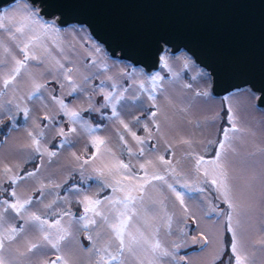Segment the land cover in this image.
Listing matches in <instances>:
<instances>
[{
  "label": "rangeland",
  "instance_id": "374dc122",
  "mask_svg": "<svg viewBox=\"0 0 264 264\" xmlns=\"http://www.w3.org/2000/svg\"><path fill=\"white\" fill-rule=\"evenodd\" d=\"M25 6L32 10L38 8L28 0H13L1 6L0 12H18ZM39 16L45 22L54 19L41 14ZM56 27L60 29L57 43L63 51L51 41H46L51 56L45 55L41 61H29L15 84L9 85L0 97V101L5 102V108L0 110V202H14L16 197L10 195L14 190L20 199H32V203L27 206L28 213L36 212L50 222L62 219L65 226L71 222V235L62 242L60 252L49 248L38 254L34 253L27 258L31 264L55 260L57 256H63L68 264H95L96 255L88 250L93 247V241L99 247L108 239L107 229L99 240L96 238V233L100 230L99 217H96L97 225L90 226L87 230L81 227L82 221L77 223L84 212L83 204L78 201L83 200L84 195L103 200L112 194L110 188L100 190V182L93 172L94 168L110 162L112 157L105 154L95 160L89 159L96 151L90 145L93 136L103 138L105 146L111 149L115 157L130 163L139 175H143L139 165L147 164L148 160H152L156 168L163 171V166L157 160L158 156L163 155L181 174V183H196L203 173L195 171V157L203 156L206 160L215 158L219 141L224 138V129L231 128L229 109L236 118L237 126L243 130L234 134L236 138L232 141V147L235 151H228L225 166L237 201L247 209L246 215L241 218L244 251L251 257L250 264H264V247L257 243L264 240V108L256 103V92L248 86H242L222 95L213 94L207 88L210 80L207 70L193 63L183 49L172 52L168 47L164 48L159 66L146 71L128 60L106 54L102 44L94 37H89L87 28L82 24L56 23ZM0 41L10 49L8 55L0 49V59L5 61L0 66V74H4L13 66V57L23 59V55L15 42L9 40L8 32L0 30ZM96 48L100 51L97 52ZM34 51L40 55L42 49L36 48ZM52 57L60 60L65 69H72L69 75L82 91L68 94L71 85L65 80L64 72L57 69ZM152 76L159 77L155 91H152L149 79ZM84 77L88 79L85 81ZM141 81L145 83L147 90L139 88ZM33 82L44 84L45 87L41 89L39 97L28 99ZM113 84L116 85L114 95L123 93L125 97L116 105L119 118L112 117L110 105L102 106L105 104L103 92L112 91ZM150 93L154 99L149 98ZM53 96L63 99L69 110L80 112L82 120L93 128L91 135L63 115L59 105L52 99ZM9 100L12 104L6 103ZM15 104L26 107L28 115L17 111ZM153 112L156 113L155 123L151 120ZM45 116L51 119L46 120ZM120 120L142 138L151 134V139H147L143 145L144 157L129 156L127 149L121 152L118 132L124 135L127 148H131L134 153L141 146L130 133L124 131ZM145 124L148 125L149 132L144 131ZM72 127L76 128V132L69 133L68 129ZM60 128L67 133L70 144L63 143L64 137L57 135ZM41 130L44 133L40 138L42 151L47 148L56 153L51 158L27 147L31 144L28 133L35 134ZM73 153L81 159L77 160ZM85 159H89V163L84 165L82 176L79 166ZM5 167L11 169L7 174L3 171ZM148 170L152 171L151 166ZM29 172L34 175L28 176ZM15 175L24 178L12 184L8 177ZM55 185L60 187H54ZM74 185L79 192L73 190ZM201 186L205 188L203 193L185 195V205L190 210L186 218L175 196L164 190L163 195L168 197L167 210L174 214V223L171 235H166L162 229L160 238L169 248L173 241L182 242V246L175 252L179 264H213V257L216 255L221 258L215 264H229L230 258L234 260L227 245L228 238L231 242V236L224 233L223 247L226 251L220 254L217 250L221 247V226L216 223L215 213L209 211L210 207L215 206L218 211L226 212L227 205L212 186ZM177 188L184 191L178 185ZM52 201H56L55 204L46 209L44 205ZM2 207L0 204V208ZM61 211L70 212L71 215L61 217ZM6 219V227L9 224L20 226L24 223L10 210L6 213ZM181 227L186 235L179 232ZM202 233L208 237L207 244L201 242ZM89 235L93 240L87 239ZM38 236L39 233L28 227L14 243L8 245L6 242V246L14 254L17 249L24 250L26 241L34 242ZM193 238H196L195 242ZM162 264L173 262L170 258H164Z\"/></svg>",
  "mask_w": 264,
  "mask_h": 264
},
{
  "label": "snow or ice",
  "instance_id": "6c2138e0",
  "mask_svg": "<svg viewBox=\"0 0 264 264\" xmlns=\"http://www.w3.org/2000/svg\"><path fill=\"white\" fill-rule=\"evenodd\" d=\"M39 13V8L32 10L27 8V6L18 12H0V30L8 32L9 40L15 42L16 47L23 55V59H15L13 57L11 69L7 73L0 74V84H2L0 97L4 95V90L9 85L15 84L21 71L26 70L29 61H41L43 56H51L46 41H51L54 46L63 51L57 43L60 36V29L56 27L57 20L53 19L50 22H45L40 18ZM36 48L42 49L40 55L35 53L34 50ZM0 49L3 50L5 55L10 54V49L3 41H0ZM96 51L99 52L100 49L96 48ZM52 59L55 61L57 69L64 72L65 80L71 85V90L68 94L72 95L73 93L82 91L79 85L72 80L71 75H69L72 69H65L60 60L55 57H52ZM4 63L5 61L0 59V66H3ZM104 67L106 68L107 66L105 65ZM87 79L88 77H84L85 81ZM149 79L152 91H155L159 77L152 76ZM44 87V84L33 82V88L28 94V99L39 97L41 89ZM139 88L147 90L143 81L139 83ZM115 90V84L112 85V91L103 92V89L101 90L105 101V104L102 106L110 105L112 107V117L119 118L116 105L124 100L125 97L123 93L114 95ZM198 95H206V93H198ZM149 98L154 99V96L150 93ZM52 99L59 105L60 111L64 116L68 117L71 123L79 124L81 128L91 135L93 128L86 121L82 120L79 111L69 110L63 99H58L55 96ZM6 103L12 104V101L9 100ZM4 108L5 102L0 101V110ZM15 108L17 111H22L25 116L28 115L26 107L22 108L20 104H15ZM229 112L228 119L231 128L224 129V138L219 141L215 158L206 160L203 156L195 157V171L197 173L202 171L203 173L201 179L196 183H181V174L177 172L170 160H165L163 155L157 157L159 164L163 166V171L157 169L152 160H148L147 164L139 165L140 170L143 171V175H139L130 163H125L123 160L115 157L111 149L105 146L106 141L103 138L98 136L91 138L90 145L96 151L89 159L95 160L98 156L102 157L105 154L112 157L110 162L104 163L102 167L93 169V172L96 174L95 178L100 182V190L103 191L105 188H110L112 194L103 200L84 195L83 200L78 201V203L83 204L84 212L78 218L77 223L82 221L81 227L87 230L90 226L97 225L96 217H99L101 223L100 230L96 233L97 240L102 237L105 229L108 232V239L104 240L99 247L96 246V241H93V247L88 250L90 253L96 255L95 264H162L164 258H170L173 264H179V261L176 260L175 252L182 246V242L173 241L171 248H169L165 246L160 238L162 229L166 235H171L174 223V214L169 213L167 210L166 201L168 197L163 195V192L166 189L175 196L176 201L183 208L186 218L190 214V210L185 205V195L203 193L205 188L201 185L212 186L228 209L226 212L218 211L215 206L209 209L210 212L215 213L217 217L216 223L221 226V239L219 241L221 247L217 251L220 254L226 251L223 247V235L224 233H228L231 236L229 245L231 257L234 258V260L229 259V264H250L251 257L244 251L245 245L242 239L243 224L241 218L246 215L247 209L237 201L230 183L228 170L225 166V157L228 151H235L232 147V141L236 138L234 134L243 130L237 126L236 118L231 114V109H229ZM155 117L156 113H151L153 123H155ZM9 119H12V117L9 116ZM44 119H51V117L45 116ZM120 124L123 126L124 131L130 133L136 143L141 146L139 151L134 153L131 148H127L124 135L118 132L121 141V152L127 149L129 156L144 157L145 149L143 145L147 139H151V134L146 138H142L133 132L123 120H120ZM158 128L159 126L157 125ZM144 131L149 132L147 124L144 125ZM68 132L74 133L76 132V128H69ZM229 133H233V135L230 136ZM28 135L31 137V144L27 147L31 148L33 152L40 155L46 154L49 158L56 155L55 152L48 151L47 148H44L42 151L40 138L44 135L43 130L35 134L29 132ZM57 135L64 137L63 143H71L63 128L58 130ZM209 143H212V141H209ZM153 150H155V146H153ZM73 156L77 160L81 159L75 153H73ZM89 159H85L79 166L82 176L84 165L89 163ZM149 166L152 168L151 172L148 170ZM3 171L7 174L11 169L5 167ZM27 175L33 176L34 173L29 172ZM23 178L19 175L8 177L12 184ZM177 185L184 191H179ZM54 187L58 188L60 185H55ZM73 190L80 191L75 188V185L73 186ZM10 195L16 197L14 202H9V200L0 202L3 205L0 208V264H31L27 258L34 253L38 254L42 250L46 251L49 248L60 252L62 242L66 241L71 235L69 231L71 222H69L68 226H65L62 219L50 222L43 219L36 212L28 213L27 206L32 203V199H20L16 196L14 190ZM55 202L52 201L44 205V207L50 209ZM101 205L104 207H100ZM9 210L15 213L24 223L20 226L9 224L6 227V213ZM59 215L64 217L70 216L71 213L61 211ZM205 215L208 214L205 213ZM28 227L39 233L38 238L34 242L31 240L26 241L24 250L20 251L17 249L13 254V251L6 246V242L8 245L14 243ZM179 232L182 235H186L183 227L179 229ZM201 236V242L207 244L208 237L203 233ZM87 239L93 240V237L89 235ZM195 240L196 238H193L194 242ZM257 243L264 247V240ZM220 258V255L214 256L213 264L219 261ZM40 264H68V261L63 256H57L55 260H42Z\"/></svg>",
  "mask_w": 264,
  "mask_h": 264
},
{
  "label": "water",
  "instance_id": "95a60500",
  "mask_svg": "<svg viewBox=\"0 0 264 264\" xmlns=\"http://www.w3.org/2000/svg\"><path fill=\"white\" fill-rule=\"evenodd\" d=\"M28 1L60 25H84L106 54L146 71L165 47L183 49L207 70L213 94L248 86L264 108V0Z\"/></svg>",
  "mask_w": 264,
  "mask_h": 264
},
{
  "label": "trees",
  "instance_id": "16d2710c",
  "mask_svg": "<svg viewBox=\"0 0 264 264\" xmlns=\"http://www.w3.org/2000/svg\"><path fill=\"white\" fill-rule=\"evenodd\" d=\"M229 242H230V240H229V238H228V240H227V245L229 246Z\"/></svg>",
  "mask_w": 264,
  "mask_h": 264
}]
</instances>
